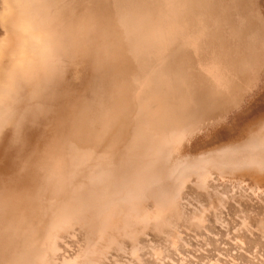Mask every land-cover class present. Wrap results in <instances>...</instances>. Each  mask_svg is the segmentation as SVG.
<instances>
[{
  "label": "bare ground",
  "instance_id": "obj_1",
  "mask_svg": "<svg viewBox=\"0 0 264 264\" xmlns=\"http://www.w3.org/2000/svg\"><path fill=\"white\" fill-rule=\"evenodd\" d=\"M0 264H264V0H0Z\"/></svg>",
  "mask_w": 264,
  "mask_h": 264
},
{
  "label": "snow or ice",
  "instance_id": "obj_2",
  "mask_svg": "<svg viewBox=\"0 0 264 264\" xmlns=\"http://www.w3.org/2000/svg\"><path fill=\"white\" fill-rule=\"evenodd\" d=\"M7 135H11V131H10V130H9V132L5 135V138H6Z\"/></svg>",
  "mask_w": 264,
  "mask_h": 264
}]
</instances>
